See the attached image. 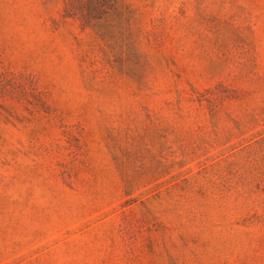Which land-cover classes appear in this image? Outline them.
<instances>
[{
  "label": "rangeland",
  "instance_id": "rangeland-1",
  "mask_svg": "<svg viewBox=\"0 0 264 264\" xmlns=\"http://www.w3.org/2000/svg\"><path fill=\"white\" fill-rule=\"evenodd\" d=\"M0 264H264V0H0Z\"/></svg>",
  "mask_w": 264,
  "mask_h": 264
},
{
  "label": "trees",
  "instance_id": "trees-1",
  "mask_svg": "<svg viewBox=\"0 0 264 264\" xmlns=\"http://www.w3.org/2000/svg\"><path fill=\"white\" fill-rule=\"evenodd\" d=\"M93 1V0H90V2Z\"/></svg>",
  "mask_w": 264,
  "mask_h": 264
}]
</instances>
